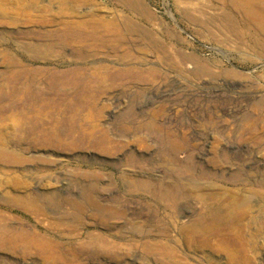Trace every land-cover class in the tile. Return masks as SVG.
Returning a JSON list of instances; mask_svg holds the SVG:
<instances>
[{"label": "rangeland", "instance_id": "1", "mask_svg": "<svg viewBox=\"0 0 264 264\" xmlns=\"http://www.w3.org/2000/svg\"><path fill=\"white\" fill-rule=\"evenodd\" d=\"M1 150L0 264H264V0H0Z\"/></svg>", "mask_w": 264, "mask_h": 264}, {"label": "bare ground", "instance_id": "2", "mask_svg": "<svg viewBox=\"0 0 264 264\" xmlns=\"http://www.w3.org/2000/svg\"><path fill=\"white\" fill-rule=\"evenodd\" d=\"M13 155L11 152H8L7 150H1L0 152V159L2 160H8L10 158H13ZM212 213V212H211ZM199 215V214H198ZM210 216L214 219L216 218V214L212 213ZM204 221H205V214L197 216V220L192 221V226L195 229H203L204 227Z\"/></svg>", "mask_w": 264, "mask_h": 264}]
</instances>
